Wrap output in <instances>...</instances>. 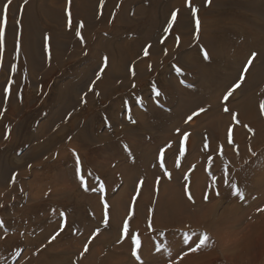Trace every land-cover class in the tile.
Wrapping results in <instances>:
<instances>
[{
    "label": "rangeland",
    "instance_id": "1",
    "mask_svg": "<svg viewBox=\"0 0 264 264\" xmlns=\"http://www.w3.org/2000/svg\"><path fill=\"white\" fill-rule=\"evenodd\" d=\"M172 1L174 0H157L156 10L151 18L156 27L139 42L135 60L128 57L124 47H119L120 52L116 48L109 88L102 94L94 96L99 82L96 76L103 61L99 59L87 66L81 59L93 54L88 55V51L79 49L69 65L75 69V75L71 80H65L69 82L70 93L62 97L55 107L49 108L46 101L51 99L50 88L62 81L66 65H62L59 73L53 74L46 83L28 79L12 97L11 114H4L5 98L0 99V124L6 118L12 130L5 140L7 128L0 127V264H180L197 252H192L191 247L195 246L194 242L202 233L206 232L213 240L220 233L233 239L237 233L241 237L246 224L252 221L248 218L225 230L217 222L208 225L206 220V225L197 226L195 219L200 215L201 218L204 217L203 214L211 216L213 221L225 209L236 207L239 203L246 204L242 211L264 209V149L241 156L235 147L233 135L232 143H228V123H235L233 113L230 110L224 111L225 107L228 108L227 105L236 106L264 84V62L258 58L253 61L257 70L255 75L260 82L258 85L243 89L242 86L247 84V72L241 87L228 101L223 102L224 95L239 81L247 63H239L235 57L237 46L244 43L243 37L237 35L232 40H226L222 49L220 44L215 43V51L222 52L224 57L220 56L221 59L216 52V59L211 58L209 61V58H204L206 48L203 42H212L214 38L208 37L205 32L201 34L205 25L201 24L202 21H217L226 17L228 22L231 20L228 25H233L232 18L240 20V23L251 27L264 38V14L258 8L247 7L248 0H190L191 6L189 0H185L186 14H181L180 18L177 16L173 29L165 32L171 18L166 20L163 7ZM141 4L137 0L136 5ZM131 6L132 4L126 6V13H129L127 11ZM193 9L197 10L195 16ZM9 14L12 16L13 10ZM133 18L135 17L129 13V19ZM196 19L200 21L199 33L196 30ZM138 25L144 27L145 24ZM109 36L108 33L103 38L110 40ZM112 39L113 46L121 45L123 41L116 37ZM183 39L188 41L185 46ZM173 41L178 45L174 46L176 44ZM65 42L70 41H61L64 48L63 61L69 59V49L64 46ZM156 42L158 46L154 52L145 56V48L151 49L149 46ZM168 52L169 54H165ZM193 53L196 57L201 54L206 64L211 62L213 65L210 67L211 72L219 77L220 82L209 80L207 84L203 81V84H213L214 88L206 89L197 79L194 81L196 74L189 68L191 59L194 60L195 57ZM42 57L41 55L38 59L41 64L38 65L39 75L45 71ZM148 58H158L160 63H153L154 66L152 63L147 64ZM177 59L183 60L184 65L177 63ZM137 60L142 62L145 72L133 77ZM176 68H180L183 74H187V68L188 79L183 74H178ZM11 71L8 66L2 69L0 67V84L11 78ZM126 73L127 82L122 78ZM171 87L176 88L183 96L181 99L184 102L178 107L168 106L169 99L164 92L171 91ZM188 90L193 93L188 94ZM157 91L159 96L156 95ZM90 95L95 98H90ZM200 109L205 111L199 112ZM197 112L198 115H193ZM189 116L193 117L191 121H188ZM44 123L48 127L41 130L40 126ZM234 123L238 130L243 129L241 125ZM185 133L188 134V139L183 145L184 155L180 156L181 141ZM262 134L264 135V130ZM206 143L211 150L210 157L204 153ZM162 150L163 168L160 166ZM77 158L80 161L79 174ZM210 161L217 166L216 169L212 168ZM236 161L240 163L235 165ZM165 171L171 174L170 178L165 175ZM225 171L227 175L224 177ZM221 173V187L217 188L219 180L216 176ZM14 175L16 182L12 183ZM81 177L84 178L83 183ZM100 184L104 185L103 192ZM233 185L240 195L236 194ZM186 187L192 195V202L185 192ZM220 189L223 191H219ZM217 191L219 196L216 195ZM173 193H178L181 198L172 207L175 210L182 209L189 202L191 211L184 213L189 221L187 225L179 223L170 230L162 227V220L161 225L158 216L147 203H168L173 199ZM210 193L213 194L212 197H209ZM84 199L87 204L89 201L92 204L88 207L91 214L88 217L91 216V219L83 213V207L87 206ZM195 199L197 202L194 203ZM91 202H97L98 205ZM105 202L108 204L107 227L103 223ZM77 203L80 204L78 210ZM130 214L132 219L129 221L133 220V225L140 226V229L145 224L148 227L149 219L152 223L151 229L144 226V231L139 235L141 245L144 237H149V242L153 244L144 255L140 248V261L132 256L131 239H122L121 235L123 222ZM61 225L64 226L62 232ZM97 229L99 234L93 239ZM57 232L60 235L52 240ZM185 236L189 237L187 243L184 242ZM90 239L92 242L84 253V246ZM168 239L175 240V243L167 247ZM145 242L147 245L148 241ZM126 247L131 248L125 251ZM81 253H84L83 257ZM192 263L195 264L194 261L189 264ZM255 264H264V254Z\"/></svg>",
    "mask_w": 264,
    "mask_h": 264
},
{
    "label": "bare ground",
    "instance_id": "2",
    "mask_svg": "<svg viewBox=\"0 0 264 264\" xmlns=\"http://www.w3.org/2000/svg\"><path fill=\"white\" fill-rule=\"evenodd\" d=\"M140 1L142 2V4L137 6L136 5L137 0L136 1L135 0H104L103 6L101 7L100 0H71V3H69V0H27L26 4L24 0H12L11 4L8 5L7 10L5 11V5L8 4V0H0V29L3 30L2 45H0V67L2 69L3 67L8 66L9 69L12 70L11 78L5 81L3 84L2 83L0 84V99L4 97L5 98L4 103H6L3 109L4 114L12 113L13 111V110L11 111L12 97H14L18 93L19 89L25 82L27 83L28 79L31 80L35 79L40 82L46 83L47 81H49L50 77L53 74H57V72L59 73L60 71L59 69L62 68V65H66L67 67L63 70L64 72H63L62 81L54 84V86L51 85L52 87L50 86L51 99L49 101H46L47 102L46 105L49 108L58 105L57 103H59L61 98L66 97L67 94L70 93L68 89L69 82L66 81H69L68 79L71 80V78L75 75V69L70 67L69 65L73 61V58L79 49L88 51V55L93 54V56H86L85 58L81 59L82 62L87 66H91L93 63H95V61L99 59L100 61L101 60L103 61L104 57L108 58V66L101 75L98 84L96 85L94 96L95 94L97 95V93L100 95L104 91H107L109 88L108 85H109L111 70L113 68L112 64L113 61L116 60L114 59V52L117 53V51H115L116 48L118 52H120L119 47H121V49H123L122 47H124L125 51H127L128 57L131 60H135V57L137 58L136 54L138 53V48L140 46L139 42L143 41L142 38L148 35V33L152 32L156 27L154 21H152L151 18L152 15L154 14V10H156L157 0H140ZM129 4H132V6L130 8L128 7L129 9L127 12H129L131 15L135 17L132 20L129 19V13L125 12V9H127L126 6ZM16 5H18L17 8ZM184 5H185V0H174L170 4H166L163 7L164 16L166 20L171 18L173 12H177V16H179V18L181 14L182 15L186 14L185 13L186 8L184 7ZM246 6L249 8H258L259 12L264 14V0H248ZM12 10H13V15L10 16L9 13ZM69 13L71 14V26H69L68 24ZM227 20L228 19L226 17L220 18L217 21H209V22H205L201 20L202 21L201 24L205 23L203 27L204 31L202 32L200 31L201 34L205 32L208 37H211L212 39L214 38L212 42L210 41L208 42V40L205 41V43L203 42L204 48H206V51L208 53V58L210 59L209 61H211V58L216 59L215 57L216 55L214 54L217 52L215 51L216 44L217 45L220 44V49H222L221 47L224 46L226 40H232V37L239 35L243 37L244 43L242 45L237 46L238 49H236V54H235L236 60H238L239 63L244 64L245 62L248 61L251 53L255 52L257 53L256 58L264 62V52H263L264 38L261 36V34L253 31L251 27L246 26L242 22L241 24L239 22L240 20L238 21L232 18L233 25L230 24L232 26L228 25L231 20L229 22ZM81 23L84 25V27L78 29V25ZM138 24H145V25L143 27ZM61 26L62 29L60 28ZM77 30L80 31V34L83 37V41H84L83 43H81L80 37L76 35ZM108 33L110 35L109 37H111L109 38L110 40L103 38L104 35ZM123 36H125V38ZM114 37L123 40L122 43L120 42L121 45L119 44H117L116 46L112 45L114 41L112 38ZM131 37H135V39H132ZM63 39H68L70 41L64 43V46H66V48L69 49L68 50L69 53L67 54L69 59H66L64 61L62 57L64 48H62V43H61ZM186 39H183L184 46H185V42L187 41ZM209 40L211 39L209 38ZM177 45L178 44L174 46ZM157 46H158L157 42L155 45L152 44L150 46L151 49H148L149 50L148 53L152 54ZM165 54H169V52ZM196 54H194L195 57L194 55L192 56V58L194 57L193 58L194 60L191 59L189 63V68H191L193 72L196 74L195 76L196 78H194V81L195 79H197L199 84L201 83L202 86H204L203 81H206L205 82L206 84L209 82V80L213 82L214 81L220 82L219 77L216 76L214 72H211L212 68L210 67L213 66L211 62L210 63L207 62L206 64L201 54H198L197 57ZM216 54L219 55V57L223 55L222 52H217ZM41 55L43 56L42 59H44L42 63L44 62L45 71L43 74L39 75L37 74L39 67L38 65L41 64L38 63V59L39 57H41ZM223 57L224 56H222V58ZM157 60L148 58L147 64L152 63L153 65V63H157L159 61ZM182 61L183 60L181 59H177V63L183 66L184 64ZM219 62L221 61L219 60ZM142 66H143L142 62H139L138 60L135 61V68L133 67L134 68L133 72L135 73V75L133 77H137L142 72H145L143 71L144 67ZM187 71L188 70L186 68L187 74H183V71L182 74L184 77H187L188 79L189 72ZM256 72L257 70L255 68V65L254 63H252L247 74V84H245V86H242L243 89L246 88L247 90L249 86H251L252 88L258 85L257 83H260L258 82L257 76L255 75ZM122 78H124L123 81L126 79L127 82L128 73H126ZM231 79L232 78L230 77L229 80ZM225 80L228 81V79ZM204 87L206 89L209 88L210 90L215 86H213V84H210L209 86L205 85ZM204 87L203 89H205ZM171 88H170L171 91L164 92V94L167 95V98L169 99L168 106L177 105L178 107L181 103L184 102L181 99V97L183 96L177 92L176 88L174 87L172 89ZM45 93H47V91ZM187 93L191 94L193 93V91L189 92L188 90ZM90 98L94 99L95 97H93V95H90ZM262 101H264V84L261 87H258L255 93L248 96L247 98H243V101L238 102L236 106L233 104L231 105L230 103H229L230 105H227L228 110L232 111L233 114H236V120H234L236 124L234 122L233 123L235 125H241L243 127V129L240 128V130H238L237 129L238 126H234L233 123H231V121H229L228 123V128L229 129L231 128V132L235 141L234 143L235 147L237 150H239L241 156H246L247 152H255L261 148L264 149L263 146L264 135L262 134V131L264 130V114L261 113V109H260V104ZM165 105H167V103ZM7 120L6 118L2 119V123L0 124L1 128L10 127V123ZM47 125L48 124L46 123L41 125L40 126L41 130L46 129L48 127ZM245 125L250 127L253 131L249 132L248 128H246ZM209 149L210 147L208 146L207 149L204 151V153L210 157L211 150ZM249 149H251V151ZM235 163H237L235 165H238L240 161H236ZM212 166H213L212 168L214 169L217 168V166L215 167V164H213ZM224 173H225L224 174L225 177V175H227V172L225 171ZM216 178L219 180V183H217V188H219L221 187L220 180L223 179V173L217 175ZM219 191L222 192L223 190L220 189ZM173 194H174L173 199H171V201L168 203H166L165 201L163 202L162 200H161L162 203L158 202L157 204H154L151 201L147 203L148 207L151 210H153V212L158 216L160 220L159 222L160 224L162 220L163 222L162 224L164 225L162 227L167 229L170 228V230L171 228H175V226L179 225V223L180 225L181 224L187 225V222L189 221H187V218H185L184 213L191 211L189 202L182 209L175 210V208H173L172 206L174 203H176L179 200V197L181 198V196H179L178 193H173ZM212 195L213 194L210 193L209 197H212ZM243 196H248V195H243ZM243 196L242 199L243 200L245 199L246 201V198H244ZM87 200L89 199L87 198ZM83 201L84 204L87 205L83 207V204H81V206L84 209L83 213L87 216V218H90L91 216L88 217L89 215H91L89 213L90 211L88 210V207L89 205L92 206V204H90V201L87 204L86 203L87 201L85 202V199ZM195 202H197L196 199L194 200V203ZM93 204L98 205L97 202H94ZM76 205H78L77 208L78 210L80 204L77 203ZM238 205L230 209H225L224 213L221 216L214 218L213 221L211 216L206 217L205 214H203L204 216L203 218H201L200 215L195 220L198 224L197 226H201V224H205L204 221L206 220L208 225L217 222L221 228L227 230L229 229V227L233 228L235 227V225L242 222L243 220L246 221V219L250 218L252 221L246 224L247 226L242 230L243 232H241L242 234L241 237L239 236V233H237V235L234 236L233 239H230L226 237L227 236L226 234L221 235L220 233V236L218 238H214V240L213 238L211 239L212 241L215 242L214 244H212L209 247L198 250L196 253L192 254L191 257L181 261L180 264H189L192 261H194L195 264H255L257 261H259L262 258L264 254V211H259V210L242 211L241 209H244L246 204L239 203ZM99 212L102 214V211ZM211 212L209 211V213ZM233 218L236 219L234 220ZM134 223L133 220L129 221V232L131 234L138 233L140 235L142 234L141 232L144 231V230L142 231L144 226H146L145 228H148L144 222L143 223L145 225L141 229L139 228L140 226L137 225L140 222L136 223V225L139 227L134 226L133 225ZM146 223L148 224V222ZM185 228L187 227L185 226ZM179 238L182 239V237H178V239ZM173 239H175L176 241L178 240L177 238H173ZM142 240L144 241V243H142L141 245V252L144 255V252H146L147 248H152L153 244L149 242L150 241L149 237H144ZM145 240L148 241L147 245ZM173 241L170 240L169 242H166V244L169 243L167 247L175 243ZM124 243L126 244V242ZM121 246L124 247V245ZM127 248L130 250L131 247L130 248L126 247L125 251L127 250ZM88 264L91 263L89 262Z\"/></svg>",
    "mask_w": 264,
    "mask_h": 264
},
{
    "label": "snow or ice",
    "instance_id": "3",
    "mask_svg": "<svg viewBox=\"0 0 264 264\" xmlns=\"http://www.w3.org/2000/svg\"><path fill=\"white\" fill-rule=\"evenodd\" d=\"M11 2H12V0H8V4L5 5V11L7 10V7H8V5L11 4ZM24 2H25V4H26V3H27V0H24ZM100 2H101V7H102V6H103V3H104V0H100ZM209 2H210V0H209ZM69 3H71V0H69ZM189 6H191V4H190V0H189ZM196 11H197L196 9H193V15H194V16L196 15ZM176 19H177V12H173V13H172V16H171V21L169 22L168 26L164 29L165 32H168V31L172 28L173 24L176 22ZM68 24H69V26H71V14H70V13H69V18H68ZM83 27H84V25H83L82 23L78 25V29L83 28ZM196 30H197V33H199V30H200V21H199V19H196ZM76 35H77L78 37H80V39H81V43H83V42H84V41H83V37L81 36L79 30H77ZM2 39H3V30L0 29V45H2ZM161 42H163V41H161ZM149 47H150V46H149ZM148 54H149V53H148V48H145V50H144V55L147 56ZM203 54H204V58H205V59H208V53L205 51ZM256 56H257V53H255V52L251 53V55H250V57H249V59H248L246 65L244 66V68H243V70H242V74H241V77L239 78V81H238L237 83H235V84H234V85H233V86L227 91V93H226V94L224 95V97H223V101H228L229 97H231V96L233 95V93H234L237 89H239V88L241 87V84H242V82H243V80H244V76H245V74L248 72V70H249L250 66L252 65L253 61L255 60ZM107 66H108V58H107V57H104V59H103V66L99 69V72H98V74H97V76H96V79H97V80H99V79L101 78V74H103V72L105 71V69H106ZM176 71H177L178 74H182L180 68H176ZM133 75H135L134 72H133ZM94 83H95V82H94ZM133 86L135 87V85H133ZM90 90H91V89H90ZM85 95H86V94H85ZM97 95H98V93H97ZM156 95L159 96L160 93L157 91V92H156ZM82 99H83V98H82ZM84 102L86 103V101H84ZM260 109H261V113L264 114V101L261 102V104H260ZM204 111H205V109H200V110H199V112H204ZM224 111H225V112H228V108L225 107V108H224ZM199 112L194 113L193 115H198ZM192 119H193L192 116H189V117H188V121H191ZM233 120H236V114H233ZM131 122H132V123H135V121H131ZM237 122H238V121H237ZM245 127L248 128V131H249V132H252V131H253V130H252L250 127H248L247 125H245ZM11 131H12V130H11V127H8V128L6 129V133H5V136H4V139H5V140H7V139L9 138V136H10V134H11ZM177 131L179 132V130H177ZM187 139H188V134L185 133V134L183 135V140L181 141L180 156H183V155H184V146H183V145H184V142L187 141ZM228 143H229V144L232 143V132H231V128L229 129ZM169 147H171V145H169ZM204 147H205V149H207V147H208L207 143L205 144ZM249 150L251 151V149H249ZM220 153H221V155L223 154V147H222V146H221V148H220ZM163 155H164V154H163V150H162L161 153H160V161H161L160 166H161L162 168L164 167V163H163ZM253 155H255V153H253ZM210 163H211V162H210ZM76 164H77V174H79V172H80V161H79V158H77ZM177 166H179V161L177 162ZM29 167H30V166H29ZM165 175H166V176H169V178H170V176H171V174L168 173L167 171H165ZM186 178H187V177H186ZM83 180H84V178L81 177V182H82V183H83ZM11 182H12V183H15V182H16V176H15V175L12 177V181H11ZM226 182H227V181H226ZM141 183H143V182L141 181ZM212 186H213V187L215 186V178H213ZM233 188H234V190H235V186H234V185H233ZM100 190H101V192L104 191V185H103V184H100ZM235 191H236V194H237V195H240V193H239L238 190H235ZM185 192L188 194V199H189L190 201H192V200H193L192 195H191L190 192H188V188H187V187L185 188ZM219 194H220L219 191H217V192H216V195L219 196ZM207 198H208L207 195H205V200H207ZM102 199H103V198H102ZM193 202H194V201H193ZM104 208H105V218H104L103 223H104V226L107 227V226H108V212H107L108 204H107L106 202L104 203ZM259 211H264V209H260ZM61 215H63V213H62ZM131 219H132V215L130 214V215L128 216V218H126L125 221L123 222L122 233H121V235H122V239H123V238H130V239H131V242H132V245H133V248H132V256L135 257V259H136L137 261H140V260H141V256L139 255V250H140V248H141V240H140V237H139V234H138V233L131 234V235H130V233H129V220H131ZM148 227H149V229L152 228L151 220H149ZM63 230H64V226L61 225L60 232H62ZM60 232H57L56 235H54V236L52 237V240H55V239H56V236L60 235ZM98 234H99V229L96 230V232L93 234V237H92V238L94 239L95 236L98 235ZM161 235H163V233H161ZM188 240H189V237H188V236H185V237H184V242L187 243ZM50 242H51V241H50ZM91 242H92V240L90 239V240L88 241V243L85 244V246H84V253H86V252L88 251V244H90ZM214 243H215V242L211 240V238L209 237V235H208L206 232H205V233H202V234L197 238V241L194 242L195 246H194V247H191V251H192V252H196V251H198V250H200V249H202V248L209 247V246H211V245L214 244ZM84 253H81V255L83 256ZM185 255H187V253H185Z\"/></svg>",
    "mask_w": 264,
    "mask_h": 264
}]
</instances>
